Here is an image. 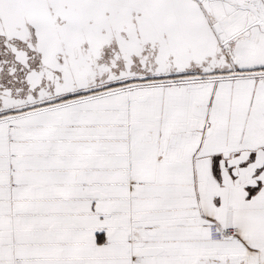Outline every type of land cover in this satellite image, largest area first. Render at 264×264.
I'll list each match as a JSON object with an SVG mask.
<instances>
[{
	"label": "snow or ice",
	"instance_id": "6c2138e0",
	"mask_svg": "<svg viewBox=\"0 0 264 264\" xmlns=\"http://www.w3.org/2000/svg\"><path fill=\"white\" fill-rule=\"evenodd\" d=\"M0 264H264V0H0Z\"/></svg>",
	"mask_w": 264,
	"mask_h": 264
}]
</instances>
